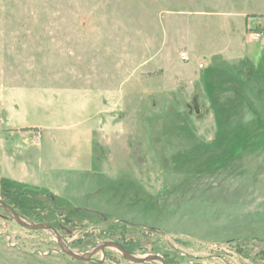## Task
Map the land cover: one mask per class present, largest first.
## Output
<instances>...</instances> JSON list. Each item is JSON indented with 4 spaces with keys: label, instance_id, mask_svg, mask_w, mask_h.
Wrapping results in <instances>:
<instances>
[{
    "label": "rangeland",
    "instance_id": "1",
    "mask_svg": "<svg viewBox=\"0 0 264 264\" xmlns=\"http://www.w3.org/2000/svg\"><path fill=\"white\" fill-rule=\"evenodd\" d=\"M263 28L264 0H0V197L77 253L264 264V82L229 60ZM94 259L0 219V264H134Z\"/></svg>",
    "mask_w": 264,
    "mask_h": 264
},
{
    "label": "water",
    "instance_id": "2",
    "mask_svg": "<svg viewBox=\"0 0 264 264\" xmlns=\"http://www.w3.org/2000/svg\"><path fill=\"white\" fill-rule=\"evenodd\" d=\"M0 206L5 210V212L14 219L16 223H18L23 228H26L31 231H48L52 232L56 239L58 246L61 248L62 252L69 256L70 258L80 261V262H94V256L98 253H102L105 255L107 249H115L119 251L123 258L131 263L134 264H144V263H156V264H168L166 260L158 256H148L145 258H138L131 253H129L121 244L117 242H105L96 249L92 250L88 253H77L74 252L70 247L64 242L63 238L61 237L60 233L56 228L47 224H36V223H29L24 218H22L18 213L14 211L8 204L3 202L0 199Z\"/></svg>",
    "mask_w": 264,
    "mask_h": 264
},
{
    "label": "crops",
    "instance_id": "3",
    "mask_svg": "<svg viewBox=\"0 0 264 264\" xmlns=\"http://www.w3.org/2000/svg\"><path fill=\"white\" fill-rule=\"evenodd\" d=\"M261 23H262L261 20H259L256 23V25H261ZM250 27H252V25H250ZM257 33L262 34V38L260 40L255 39V35ZM245 41L246 42L243 44L245 47V53H243V51H240L238 47H234V50H232V52L229 53V60L231 61L232 66H238V67L242 64L241 62L243 61L245 67L247 69H250V71L254 70L256 72V74L254 73L255 75L262 76L264 82V64L262 65L261 63V56L263 55L264 52V28L259 29L256 32H252V34H250L248 36V39L246 38ZM256 43H259V45H257L256 48L251 49L252 45ZM255 52L257 53L256 55ZM234 54L240 55V58L235 61H232L231 57H233ZM262 57L264 58V55ZM258 68L261 70V72L257 70Z\"/></svg>",
    "mask_w": 264,
    "mask_h": 264
},
{
    "label": "trees",
    "instance_id": "4",
    "mask_svg": "<svg viewBox=\"0 0 264 264\" xmlns=\"http://www.w3.org/2000/svg\"><path fill=\"white\" fill-rule=\"evenodd\" d=\"M8 183V182H7ZM10 185H12V184H10ZM5 200H6V202L8 203V204H10V205H12L14 208H15V210L19 213V214H21L23 217H25L26 218V216H25V212L23 211V210H19L18 209V206H17V204H18V199H20L21 200V203H19V204H21L20 206H22V207H24L23 205H22V202H23V197L22 196H24L22 193L21 194H19L18 192H17V189L15 190V191H12V189L10 188V187H6V190H5ZM54 199V198H53ZM16 201V202H15ZM12 202H15V205H13V203ZM23 204H24V202H23ZM68 204V203H67ZM77 213H81V214H83V213H86V211H76ZM109 220V219H108ZM58 230V229H57ZM58 232L60 233V231L58 230ZM124 247V246H123Z\"/></svg>",
    "mask_w": 264,
    "mask_h": 264
},
{
    "label": "flooded vegetation",
    "instance_id": "5",
    "mask_svg": "<svg viewBox=\"0 0 264 264\" xmlns=\"http://www.w3.org/2000/svg\"><path fill=\"white\" fill-rule=\"evenodd\" d=\"M0 199L3 201V202H5L6 204H8L7 202H6V200L5 199H2L1 197H0ZM12 209H14V211L16 212V213H18L16 210H15V208L12 206V205H10V204H8ZM0 209L2 210L1 212H0V219L2 220V221H5V222H8V223H13V222H15L14 221V219H12V217H10L6 212H5V210L0 206ZM19 214V213H18ZM22 218H25V217H23L21 214H19Z\"/></svg>",
    "mask_w": 264,
    "mask_h": 264
},
{
    "label": "built area",
    "instance_id": "6",
    "mask_svg": "<svg viewBox=\"0 0 264 264\" xmlns=\"http://www.w3.org/2000/svg\"><path fill=\"white\" fill-rule=\"evenodd\" d=\"M261 38H262V34L257 33V34L255 35V39H256V40H260ZM181 60L184 61V62L189 61V56H188V54H187V53H182V54H181ZM200 68L203 69L204 66H203V65H200ZM41 138H42L41 133H39L38 136L35 137V139H37L38 142H40V143H41Z\"/></svg>",
    "mask_w": 264,
    "mask_h": 264
}]
</instances>
